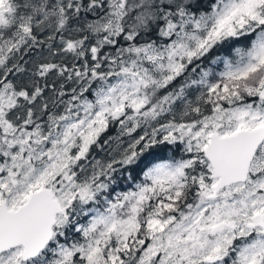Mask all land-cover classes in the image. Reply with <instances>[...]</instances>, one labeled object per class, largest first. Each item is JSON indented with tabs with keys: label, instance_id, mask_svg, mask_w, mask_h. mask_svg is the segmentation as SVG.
Listing matches in <instances>:
<instances>
[{
	"label": "snow or ice",
	"instance_id": "1",
	"mask_svg": "<svg viewBox=\"0 0 264 264\" xmlns=\"http://www.w3.org/2000/svg\"><path fill=\"white\" fill-rule=\"evenodd\" d=\"M0 264H264V0H0Z\"/></svg>",
	"mask_w": 264,
	"mask_h": 264
},
{
	"label": "trees",
	"instance_id": "2",
	"mask_svg": "<svg viewBox=\"0 0 264 264\" xmlns=\"http://www.w3.org/2000/svg\"><path fill=\"white\" fill-rule=\"evenodd\" d=\"M170 155V154H169ZM127 190V186L126 185H121L119 188H117V191H120V190Z\"/></svg>",
	"mask_w": 264,
	"mask_h": 264
}]
</instances>
